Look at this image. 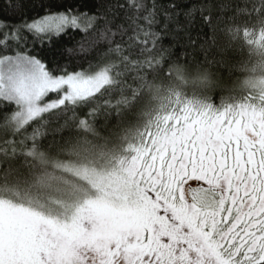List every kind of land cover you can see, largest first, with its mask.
<instances>
[{
  "label": "snow or ice",
  "instance_id": "snow-or-ice-1",
  "mask_svg": "<svg viewBox=\"0 0 264 264\" xmlns=\"http://www.w3.org/2000/svg\"><path fill=\"white\" fill-rule=\"evenodd\" d=\"M0 16V119L22 131L42 121L38 136L57 113L69 132L102 141L82 172L9 178L0 264H264V109L178 103L98 137L111 100L94 101L114 65L72 63L92 50L100 60L103 48L113 61L179 60L185 36L195 47L192 33L211 22L201 0H129L127 10L119 0H9ZM129 29L138 44L123 39ZM82 31L91 39L67 49Z\"/></svg>",
  "mask_w": 264,
  "mask_h": 264
},
{
  "label": "trees",
  "instance_id": "trees-1",
  "mask_svg": "<svg viewBox=\"0 0 264 264\" xmlns=\"http://www.w3.org/2000/svg\"><path fill=\"white\" fill-rule=\"evenodd\" d=\"M33 2L39 5V0ZM95 2L99 3L100 0ZM128 2L119 0L125 10ZM140 2L150 7L153 0ZM155 2L166 5L168 0ZM8 3L9 0H0V10ZM201 3L205 12L210 13L211 22L200 23L198 33H192L197 38L195 47L185 36L183 45L178 49L179 60L165 57L171 61L166 64L157 57L155 62L145 63L146 57H141L140 62L136 63L133 52L132 60L124 62L121 58L113 61L105 59L103 50L106 48H103L97 49L100 60L95 58L97 52L92 50L87 59L72 61L89 71L99 69V64L101 68L114 65L108 71L111 83L101 90V96L97 94L99 99L94 101L103 104L106 99L111 100L106 110L110 114L102 115L97 126L98 137L110 138L126 127L143 125L178 103L198 105L216 98L217 105L223 100L234 106L264 109V89L257 86L259 82H264V0H201ZM82 11L89 15L95 12L87 8ZM129 37H133V40L129 41ZM64 39L70 40L71 37ZM89 39L91 37L82 31L66 48L75 46L79 51V44ZM123 39L136 45L142 36L136 37L129 29ZM67 54L73 55L72 52ZM60 63L69 61L62 59ZM89 64L92 65L91 69ZM51 98L55 96L51 95ZM85 111L90 109L86 108ZM57 115L53 113L52 117L45 118L53 122L46 128H40L38 136L33 133L42 121L22 131L15 129L11 117L0 119V190L11 186L9 178L13 176L21 179L46 174L71 176L76 171L82 172L85 166L90 167L89 148L102 141L87 131L75 132V126L69 132L63 118L56 121ZM41 136L47 137L44 145L39 143ZM0 195L15 198L13 193L7 191H0ZM23 196L21 190L20 198Z\"/></svg>",
  "mask_w": 264,
  "mask_h": 264
},
{
  "label": "rangeland",
  "instance_id": "rangeland-1",
  "mask_svg": "<svg viewBox=\"0 0 264 264\" xmlns=\"http://www.w3.org/2000/svg\"><path fill=\"white\" fill-rule=\"evenodd\" d=\"M101 69H103V68H101ZM98 70H99V69H97V70H95V71H98ZM95 71H93V72H95ZM110 83H111V78H110V76H109V74H108V72H107V73L105 74V77H102V78L100 79L99 84H98V87H101V88L103 89L105 86L109 85ZM257 86H258V87H261V88L264 89V82H259V83L257 84ZM51 99H55V98H51ZM12 124H13V126L15 127V129H17V130L21 129V127H22V126H19L18 124L13 123V122H12Z\"/></svg>",
  "mask_w": 264,
  "mask_h": 264
}]
</instances>
